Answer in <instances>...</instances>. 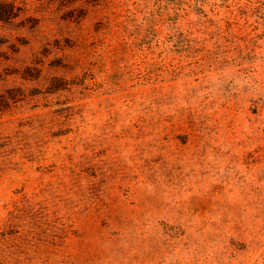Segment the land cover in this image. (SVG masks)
I'll return each instance as SVG.
<instances>
[{
  "label": "rangeland",
  "instance_id": "obj_1",
  "mask_svg": "<svg viewBox=\"0 0 264 264\" xmlns=\"http://www.w3.org/2000/svg\"><path fill=\"white\" fill-rule=\"evenodd\" d=\"M0 264H264V0H0Z\"/></svg>",
  "mask_w": 264,
  "mask_h": 264
},
{
  "label": "trees",
  "instance_id": "obj_2",
  "mask_svg": "<svg viewBox=\"0 0 264 264\" xmlns=\"http://www.w3.org/2000/svg\"><path fill=\"white\" fill-rule=\"evenodd\" d=\"M3 6V5H7V7L10 9V12L13 11V8L15 7L14 6V3L13 2H9V3H5V4H0V6ZM6 14V11H1L0 14ZM5 17H1L0 15V21L1 20H10L12 17H13V13L11 14H7V15H4Z\"/></svg>",
  "mask_w": 264,
  "mask_h": 264
}]
</instances>
